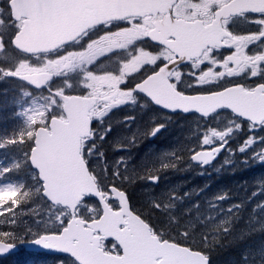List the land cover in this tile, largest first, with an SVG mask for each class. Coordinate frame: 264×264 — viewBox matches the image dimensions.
I'll return each instance as SVG.
<instances>
[{
	"label": "rangeland",
	"instance_id": "374dc122",
	"mask_svg": "<svg viewBox=\"0 0 264 264\" xmlns=\"http://www.w3.org/2000/svg\"><path fill=\"white\" fill-rule=\"evenodd\" d=\"M207 1L216 5L223 0H187V3L184 0L181 4H184V8L181 10L180 15L192 17L193 12L188 11V8H201ZM3 6L7 7L6 0H0V7ZM130 24L129 37L131 44L139 39H145L146 32L151 29V19L149 17L130 22ZM143 30L145 31L144 34ZM15 32L16 29L11 28L10 22L8 27L0 25V34L3 35L5 44L3 50H0V73L6 74L7 70H15L23 63L26 68L21 73L54 72L57 79L53 83L55 88L51 91L88 94L94 93L97 89L106 91L104 98L109 97V100L100 101L94 116L98 127L104 128H98V131L94 130L91 138L82 143V147L89 159L87 164L92 175L102 183V190L105 195L109 196V204L114 209H118L119 205L117 201L112 199L108 188L113 183H118L133 198L138 208H143V213L149 215L151 222L146 220L143 215L141 217L151 227L152 223L155 225L158 220L165 221L167 222L166 225L169 224L179 233V236L188 237L190 234L193 239L202 236V240L209 247L213 245L210 241L214 238L205 234L204 228L206 225L231 226L234 225L233 223L238 222L243 224L248 218L253 220L252 225L256 224L253 229L254 232L264 228V213L260 212L264 209V163L257 159L258 154L264 155V140L261 139V137H264V123L260 126H254L227 111L220 112L211 119L200 120L197 117H192L198 120L199 123L187 124L182 120L176 121L178 117L157 110L156 107L146 102L142 97H136L133 90L124 88L123 84L127 80L125 76L104 68L106 63L96 64V60L101 54H91L89 46L83 44L80 47L82 57L76 62L71 61L69 64L67 62L59 63L57 58L50 56L27 58L17 52L12 45L11 41ZM145 45H147V42H142L140 46L130 49L129 79L131 80V86L141 80V78L132 75L137 74L143 66H155L160 58H162V62L168 58L163 51L151 49L150 46L148 47L149 52H142ZM262 51L264 54V49ZM258 56L260 57L262 54L258 53ZM254 63L258 73L264 76V71L261 70V65L264 62ZM177 75H179L176 81L177 87L190 94L213 90L222 86L229 77L224 75L217 66L210 72H204L202 76H189L187 70ZM4 79L5 77H2V81ZM24 83L16 80L7 89L9 95H5V99L8 103L17 107V114H19L22 123L11 122L8 125L9 130L0 127V143H6L7 139L12 137V133L17 135L27 131V116L25 113L30 109L43 108L42 119L46 122H49L51 117L60 113L61 102L56 95L47 89L45 91L33 90ZM123 106L125 108L121 109ZM112 109H119V111L109 115L108 112ZM2 111L7 113L5 109ZM13 117L14 115L10 116V118ZM107 119H113V121H110L107 125L105 122ZM154 125L160 127V130L165 129L167 131L168 138L166 140L159 137L160 135H150ZM43 126L46 125L39 124V127ZM172 127H176L178 133L170 138L173 132ZM183 131L188 133L179 139L178 135ZM99 134L102 136L99 137L100 140H97ZM157 137H159L160 143L152 144ZM211 137L215 138V142H222L227 145V140L229 143L233 141L235 147L229 148L225 154L226 157L218 164L211 166L210 169H206L202 164H195L194 166L190 155L202 149H209L204 148V140ZM249 138L255 142L246 147ZM140 139H145L146 143L138 150L141 144H137L136 141ZM104 144H112L116 151L134 152L136 155L124 154V159L128 160L129 164H123L112 159L104 152L102 148ZM188 145L190 151H186ZM22 146V152L20 154L15 153L12 160L9 158L7 165L0 162V168L16 165L15 168L21 170L22 178L18 180L16 186H19L22 192L28 193L27 197L20 196L21 204H29L26 209H21V204L13 206L16 215L12 218L16 219L18 216L17 224L21 225L18 230H21L23 226L35 228L34 220L40 217L47 219V215H50L48 213L50 202L46 201L38 191L40 184L37 179V172L29 166V163H26L27 158L23 154H28V152L24 151L25 147ZM7 147L0 149V155H9ZM241 147H246V150L240 151ZM139 152L147 154V157L139 155ZM163 162L199 175L202 184L205 185L204 189L200 190L193 180L172 175L158 167V165H163ZM250 164L255 167L261 166V169L247 179L250 172L246 170V166ZM241 170H244L240 174L241 181L235 184V188L240 192L239 195L236 196L234 191L232 195L227 194L228 189L219 183H216L213 188L215 194L206 192L212 187L213 183H210V180L215 175L222 174L237 177ZM5 177L6 173L0 176V188L12 184L5 181ZM251 188L253 189L252 195L255 197H243L246 191ZM131 191L134 193H131ZM241 194L242 199L240 198ZM157 195H160L162 203L156 199ZM13 198L11 193H0V202ZM167 198L171 199L170 203L167 202ZM144 204H150V207L157 205L158 210H160L159 216L150 212L148 210L151 209L150 207L144 208ZM191 204L193 206H190ZM241 204H248L250 207L255 205L256 208L244 210ZM53 206L56 217L67 221L71 219L70 211L67 208ZM194 206H196V210L193 209ZM134 210L137 211V208ZM37 213L39 215H36ZM101 214L99 203L92 198L85 199L77 209V215L86 220L96 219ZM258 218L262 219L258 222ZM13 227H16V225L9 223L8 213L4 217H0V230L10 231ZM157 231L154 230V233L162 234L160 230L157 229ZM31 239V237L25 235L16 243L28 242ZM102 247L107 252L121 254V249L115 241H106ZM24 250L22 248L19 254L0 258V264H58V259L61 258V256H52L45 253H27ZM63 257L66 262L71 259L70 257Z\"/></svg>",
	"mask_w": 264,
	"mask_h": 264
},
{
	"label": "water",
	"instance_id": "95a60500",
	"mask_svg": "<svg viewBox=\"0 0 264 264\" xmlns=\"http://www.w3.org/2000/svg\"><path fill=\"white\" fill-rule=\"evenodd\" d=\"M45 3L61 6L53 12L43 6ZM174 3L175 0H26L27 7L24 9L18 6L13 8L18 19H24L19 34V43L24 46V50L13 46L18 52L28 56L50 53L111 19L127 14H154L161 8L162 12L168 14L164 20L155 24L156 27L149 32V38L173 51L177 58L138 83L135 91L144 95L155 107L171 115L196 114L209 118L221 109H228L253 125L264 123V90L261 86L254 90L232 86L206 94H187L175 88L169 80L173 70L199 57L207 47L219 45L224 35L220 25L222 18L242 12H264V0H231L217 11L216 20L207 26L201 21L174 19L171 16ZM13 4L17 5V0H13ZM6 77L41 90L54 75L50 72H33L21 74L20 77ZM32 81L41 86L36 87ZM55 95L63 102L67 120L65 122L52 118L49 125V128L56 130V135L49 146L47 162L57 182L53 192L56 199L50 203L70 211L72 217L69 228L77 240V247L83 253L85 264H203L199 260L201 256L207 257L203 252L175 242L160 241L158 236L153 235L151 226L132 210L125 191L111 186L109 192L112 199L118 202L119 209L114 210L110 206L81 155V140L90 136L91 120L88 112L95 104V99L59 92ZM157 100L162 103H157ZM254 117L257 119H253ZM226 145L222 143L213 149L199 150L192 155L191 160L203 167L212 165L219 159ZM197 156L199 159H194ZM205 160L210 162L205 163ZM87 197H92L99 203L102 214L98 219L85 221L75 217L76 209ZM125 201L127 208L124 207ZM123 224L125 227L121 228ZM152 236L156 239L152 240ZM101 240L115 241L121 254L105 252L101 247ZM21 245L27 251L68 257L67 254L44 249L32 241ZM19 250L17 245L12 252L0 257ZM207 264H210L209 258Z\"/></svg>",
	"mask_w": 264,
	"mask_h": 264
},
{
	"label": "flooded vegetation",
	"instance_id": "af4514ba",
	"mask_svg": "<svg viewBox=\"0 0 264 264\" xmlns=\"http://www.w3.org/2000/svg\"><path fill=\"white\" fill-rule=\"evenodd\" d=\"M183 1L184 0H175V3L171 8V16L174 19H183L186 21H201L205 26H207L212 24L216 20L217 11L221 9L223 5L227 4L231 0H223L222 2H219L216 5H214L213 2L210 3L209 1H207L206 4L201 8H194V7L188 8V11L193 12L192 17H185L180 15L181 10L184 8L183 7L184 4L181 5ZM167 14L168 12H162L161 8L157 9L154 14H144V15L127 14L128 16L125 15L115 19H111L103 25L89 29L88 31L83 33V35H81L77 40L69 44L63 45L53 52L45 53L41 55H35V56H28L20 52L19 53L27 58H33L38 56H50L57 58L59 63L67 62L69 64L71 61L76 62L78 59L82 57V51L80 50V47L83 44H85L86 46L90 47L89 51L91 54H101L97 58L96 64L106 63V66H104V68L111 69L115 73L120 74L121 76H125L127 80L124 82L123 87L128 90H133V94L136 97L137 96L140 98L142 97L143 99H145V101H148V99L144 95H141L135 91V86L138 83L145 80L148 76L159 71V69L165 64H167L169 61L177 58V56L173 51H171L165 46L153 42L149 38V32L156 27L155 24L159 21L164 20ZM146 17H149L151 19V29L148 30V32H146L147 36L145 39L144 38L139 39L134 44H131L129 37L130 27H131L130 22L140 21L141 19ZM23 20H24L23 18L20 20V28L23 26ZM106 25H110V26H106ZM220 25L224 32V35L220 39L219 45H216L214 47L212 46L207 47L199 57L195 59H191L188 63L173 70L169 76L170 82L173 84L174 87L179 89L177 87L178 85L176 84V81L179 78V75L177 74L179 73L181 74L184 70H187V75L189 76L192 77H196L197 75L202 76L204 72L207 71L210 72L215 68V66H217L222 70L224 75L229 76L224 81L223 85L214 88L213 90H210L208 92H203V93L194 92L191 94H206L211 92H217L232 86H242L244 90H254L257 86H261V88L264 90V76L258 73V71L255 69V63H254L259 61L264 62V54L262 51L264 49V12L249 11V12H242L236 15H231L227 18H222L220 20ZM144 33L145 31L143 30V34ZM142 42H147V45L144 46L142 52H149L148 47L150 46L151 49L163 51L164 54L168 56V58L164 59V62H162L163 60L162 58H160L155 66H149V65L143 66L137 74L132 75L135 76L136 78H141V80H139L138 82L133 84V86H131V80L129 79L130 76L129 52L132 47L140 46ZM258 53H261L262 56L259 57ZM147 67L149 68L147 69ZM261 70L264 71V63L261 65ZM50 73H53L54 78L43 89L39 91H45L47 89L48 91H50L55 95V93L59 91H51V90L55 88L53 83L56 82L57 77L55 76L54 72H50ZM5 75H6L5 73H0L1 78L2 77L6 78ZM59 93L65 95H78L82 97L95 99V104L89 109L88 112V116L91 120L90 136L81 140V155L87 164L89 162V159L83 150L82 143L88 141V139L91 138L94 130H97L98 128H104V127H98V124H96L95 122L96 120H94V116H95L96 108L100 104V101L101 100L108 101L109 97L104 98L106 91L103 89H97L94 93H90V94L77 93V92L75 93L59 92ZM59 101L61 102L60 113L59 115L53 116L49 119V122L47 123V128H49L50 121L52 118L60 119L65 122L67 120V116L63 110V102L61 99H59ZM122 108H125V106L121 107V109ZM117 111H119V109H112L108 113L109 115H111ZM223 111H227L231 113L233 116H235L228 109H221L217 111L215 115ZM193 115L200 117L196 114ZM200 118L208 119L203 117ZM110 121H113V119L105 120L107 125L110 123ZM114 124L115 122L113 123V125ZM43 127L45 128L46 126ZM100 132H102V130H100ZM100 136L102 135L99 134L96 139L100 140L99 138ZM210 140L211 143L205 144L204 148L213 149L214 147H216V145H219V142L218 143L215 142L214 137H211ZM87 167L89 168L88 164ZM106 197L108 201L109 196L106 195ZM77 209L75 212V217L85 221L95 220V219L86 220L81 218L79 215H77ZM118 209H114V210H118ZM124 227H125L124 224L121 225V228ZM104 242L106 241L101 240V244ZM22 243L23 242L16 243V245L19 246V249L22 248L21 246Z\"/></svg>",
	"mask_w": 264,
	"mask_h": 264
},
{
	"label": "trees",
	"instance_id": "16d2710c",
	"mask_svg": "<svg viewBox=\"0 0 264 264\" xmlns=\"http://www.w3.org/2000/svg\"><path fill=\"white\" fill-rule=\"evenodd\" d=\"M15 81L16 80H14V79H8V78H5L2 81V78H0V127L1 128L4 127L6 130L10 129L8 125L11 124V122L22 123V121L20 120L19 114H17V107H15L11 103H8L5 99V95H9V90L7 91V89L10 88L9 85H11V83H13ZM148 101H146V102H148ZM3 109H5L7 111V113L3 112L2 111ZM156 109L159 111H162V110L158 109L157 107H156ZM11 115H14V117L10 118ZM174 117H178V118H176V121L182 120L183 122H185L187 124L199 123L198 120H195L192 118V117H197L195 115L174 114ZM197 118L200 120H205V119H201L200 117H197ZM211 118H213V117H210L208 119H211ZM156 127L157 126H155V125L152 126V128H156ZM172 130H173V132L171 133L172 136L170 138H172L175 134L178 133L176 127H172ZM187 133L188 132H185V131H183V133H179V135H178L179 139H181ZM17 135H19V134H17ZM17 135L12 133V137L17 136ZM157 135L158 136L160 135L159 137H163V140H166L168 138V134H167V131L165 129L160 130L159 133L157 132L156 136ZM159 137H157L152 142V144L156 145V144L160 143ZM31 143H32V141H28L25 144L8 145V147L6 149L9 152V155L8 156L7 155H0V162L3 163L4 165H7V163H9L8 162L9 158H10V160H12L15 153L20 154L22 152V148H23L22 145H24V147H25L24 151L29 152V146L31 145ZM136 143L141 144V146L138 148V150H140L141 147L144 146L146 141H145V139H140V140H137ZM228 146H227L228 149L226 148V150H224L222 152L219 159L215 163H213L212 165H209L205 168L210 169L211 166L221 162L226 157L225 154H226L227 150H229V148L235 147V143L233 141L232 142L230 141V143H229V141H228ZM102 148L108 156H110L112 159H114L118 162H121L123 164H129V161L124 159V154H129L131 156L136 155V153H134V152L123 153V152L116 151L114 149V147L112 146V144H104L102 146ZM186 151H190L189 145L187 146ZM193 154H194V152L190 155V159H191ZM139 155L147 157V154H144V153L139 152ZM23 156L25 158H27L28 154H23ZM11 166H13V165H11ZM158 167H160L163 170H166L168 173H170L172 175L185 177L191 181L193 180L196 183L195 185L198 188H200V190L204 189L205 185L202 184L200 176L196 175L195 173H192V172L185 170V169L177 168V167L173 166L172 164L166 163V162H163V165H158ZM260 169H261V166L255 167L251 164L249 166H246V170H248L250 172V175L247 176V179L251 178L253 176V173L259 171ZM243 171L244 170H241L239 172V174L237 175V177H235L233 175H222V174L215 175L214 178H212L210 180V183H213L212 187L209 188L206 192L211 193V194H215V190L213 188L216 186V183H219L228 189L227 194L232 195L233 191H234L236 196L239 195L240 192H239V190H237L235 188V184H238L236 182L241 181L240 174ZM21 178H22L21 170L14 167L12 172L6 173L5 181L10 182L16 186L18 183V180H20ZM95 179L97 180L98 184L102 188L103 185L99 181V179L97 177H95ZM214 181H215V183H214ZM110 186H115L121 190H124L129 197V200L131 202V208L133 209V211H136L134 209L137 208L136 212L140 216L143 215L146 220L150 221L149 215L143 213V208H138L137 203L128 194V192L121 187L120 184L113 183V185H110ZM131 193H134V192L131 191ZM252 193H253V189L252 188L248 189L246 191V194L243 197H255L252 195ZM240 198L242 199V194H241ZM156 199L162 203L160 195H157ZM167 202L170 203L171 199L167 198ZM28 206H29V204H26V203H23L20 205L21 209H26ZM190 206H193V205L191 204ZM147 207H150V204H144V208H147ZM241 207L244 210L256 208L255 205L250 207L248 204H241ZM150 208L151 209H148V210H150V212L159 216L160 210H158L157 205L150 207ZM163 209H164V207H163ZM193 209L196 210V206H194ZM260 212L264 213V209H262ZM261 219L262 218H258L257 221L259 222ZM252 222H253L252 219L246 218V221L243 224H240V222H238V223H233L234 225H231V226H228V225H225V226H220V225L209 226V225H206L204 228L205 234L209 237L214 238L213 240L210 241L213 243V245L211 247L207 246V244L202 240V236L197 238V239H193L190 234L188 235V237L179 236V233L176 232L174 230V228L171 227L169 224L166 225L167 222H165V221L158 220L155 225L152 223V227L156 231H157V229L160 230L162 232V234L157 233V235H159L161 238H163L165 240L167 239V240L174 241V242H177L180 244H184V245L192 248V250H197V251L203 252L209 258L210 264H264V228L260 229L259 231L254 232L253 229L256 226V224L252 225ZM178 227H179V225H178ZM24 252L31 253L30 251H27V250H24ZM32 253H34V252H32ZM16 254H19V252ZM0 258H3V257H0Z\"/></svg>",
	"mask_w": 264,
	"mask_h": 264
},
{
	"label": "snow or ice",
	"instance_id": "6c2138e0",
	"mask_svg": "<svg viewBox=\"0 0 264 264\" xmlns=\"http://www.w3.org/2000/svg\"><path fill=\"white\" fill-rule=\"evenodd\" d=\"M6 5V8L5 6L0 7V25L8 27L9 22L11 23V28L14 27L16 29V34L12 38V43L15 47L24 50V46L19 43L20 20L14 14L13 8L14 6H18L21 9H24L27 7L26 0H17V5L13 4V0H6ZM43 6L48 9H56L61 5L55 3H45ZM4 47V37L0 34V50H3ZM25 68L26 65L22 63L15 70H7L6 75L20 77L22 70ZM25 79L28 78L25 77ZM32 83L36 87L41 86L40 83H36L35 81H32ZM41 83H43V81ZM157 103H162V101L157 100ZM167 106L171 107V105ZM43 114V108L30 109L27 113H25L27 116V131L22 132L17 136L8 138L6 143H0V149H3L8 145L25 144L28 141H32L29 146L26 163H29V166L33 167V169L37 172V179L40 184L38 191L42 197L46 198V201L51 202L56 199L53 192L57 187V182L55 175L48 165L47 153L53 137L56 135V130L47 128L48 122L42 119ZM253 119L257 118L254 117ZM39 124H45L46 127L39 128ZM159 131L160 127H156L151 131L150 135L154 136ZM261 139L264 140V137H261ZM254 142L255 141L253 139L249 138L246 142V147L251 146ZM204 143H211V140L205 139ZM246 147H241L240 151H245ZM194 159H199V157H194ZM257 159L264 163V155L258 154ZM204 162L208 163L210 160H205ZM14 167H16V165L0 168V176L4 173L12 172ZM4 192L11 193L14 198L0 202V217H4L5 214L8 213L9 223L16 225V227H13L10 231L0 230V256L12 252L17 246L16 241L21 240L23 236L27 235L32 238L31 241L33 243L43 247L44 249L60 254H67L68 257L71 258L66 262L65 258L61 256V258L58 259V264H85L84 259L82 258L83 253L77 247V240L70 231L69 221L54 215V206L52 203H49L48 213H50V215H47V219L40 217L39 219L33 221L35 228L32 226H23L21 230H18V228H21V225L17 224V220L19 219L18 216L16 219L12 218L16 215L14 213L13 206H19L21 204L20 196L27 197L28 193L22 192L19 186L12 184H8L3 188H0V193ZM124 207H128L126 201L124 202ZM36 215L39 214L37 213ZM145 228H147L146 225ZM151 239L155 240L156 237L152 236ZM207 259V257H199V260L203 262V264H207Z\"/></svg>",
	"mask_w": 264,
	"mask_h": 264
},
{
	"label": "bare ground",
	"instance_id": "6f19581e",
	"mask_svg": "<svg viewBox=\"0 0 264 264\" xmlns=\"http://www.w3.org/2000/svg\"><path fill=\"white\" fill-rule=\"evenodd\" d=\"M59 8V7H58ZM58 8H56V9H52L53 10V12L55 11V10H57ZM192 163L194 164V166H195V163L192 161ZM201 167V166H200Z\"/></svg>",
	"mask_w": 264,
	"mask_h": 264
}]
</instances>
